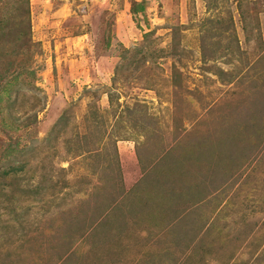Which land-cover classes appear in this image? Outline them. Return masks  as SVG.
Listing matches in <instances>:
<instances>
[{
    "label": "rangeland",
    "instance_id": "1",
    "mask_svg": "<svg viewBox=\"0 0 264 264\" xmlns=\"http://www.w3.org/2000/svg\"><path fill=\"white\" fill-rule=\"evenodd\" d=\"M0 264H264V0H0Z\"/></svg>",
    "mask_w": 264,
    "mask_h": 264
},
{
    "label": "trees",
    "instance_id": "2",
    "mask_svg": "<svg viewBox=\"0 0 264 264\" xmlns=\"http://www.w3.org/2000/svg\"><path fill=\"white\" fill-rule=\"evenodd\" d=\"M28 2H29V0H26V3H28ZM27 31H29V29H28V30H24V31L22 30V31H21V29H20V27H19V32H18V34H17V36L23 38V40H24V44H25V45H27L28 43L31 44V42H32V41H31V37L29 36V33H27ZM8 66H9V64L5 67L6 70H8ZM17 170H21V168L18 167ZM17 170H15V171H17ZM10 172H11V171L6 170V171L2 172L1 174H2L3 177H6L7 175H9Z\"/></svg>",
    "mask_w": 264,
    "mask_h": 264
}]
</instances>
